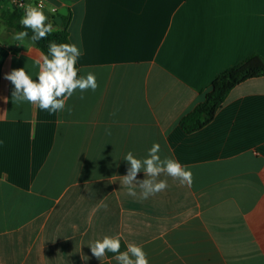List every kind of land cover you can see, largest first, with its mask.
Masks as SVG:
<instances>
[{"label": "crops", "instance_id": "obj_1", "mask_svg": "<svg viewBox=\"0 0 264 264\" xmlns=\"http://www.w3.org/2000/svg\"><path fill=\"white\" fill-rule=\"evenodd\" d=\"M45 3L71 14L80 76L99 86L56 113L14 103L5 75L26 68L37 80L43 52L0 36V264H117L88 246L105 235L120 251L142 246L149 264H264V76L235 86L201 130L180 126L220 73L264 59V0ZM153 143L193 183L162 174L168 188L141 200L121 183L123 158H146Z\"/></svg>", "mask_w": 264, "mask_h": 264}, {"label": "clouds", "instance_id": "obj_2", "mask_svg": "<svg viewBox=\"0 0 264 264\" xmlns=\"http://www.w3.org/2000/svg\"><path fill=\"white\" fill-rule=\"evenodd\" d=\"M22 6L25 8V14L19 23L24 28L31 29L32 35L29 37L27 31H19L14 34L13 39L23 41L29 38L34 43L46 39L54 29L53 23L48 22V16L42 10L43 5ZM80 55V49L75 44L49 42L48 54L42 53L35 61L38 66L37 80L29 75L26 68L13 69L5 75L4 78L14 85L13 102L26 101L42 110L56 113L65 110L66 101L76 90H80L81 93L89 89L95 91L99 85L94 73L88 72L86 76L78 75L79 69L76 63ZM5 103H7V98H5ZM159 152L160 145L153 143L146 158L138 159L131 151L125 155L123 159L130 167L127 169V174L121 177V183L126 187L127 195L137 197L136 188L139 187L141 190L139 198L143 200L166 190L169 185L167 180L159 179L162 174L178 180L182 185L191 187L192 172L174 159H161ZM141 171L146 177L142 181L137 180V174ZM88 246L92 255L100 260L106 252H112L118 254L115 256L117 264H149L147 253L142 246L128 243L127 250L120 251L121 238L119 236L105 235L102 239L89 243Z\"/></svg>", "mask_w": 264, "mask_h": 264}, {"label": "trees", "instance_id": "obj_3", "mask_svg": "<svg viewBox=\"0 0 264 264\" xmlns=\"http://www.w3.org/2000/svg\"><path fill=\"white\" fill-rule=\"evenodd\" d=\"M0 2H9V0H0ZM1 8V7H0ZM25 9H19L12 4L5 7L0 14V22L3 23L7 30L13 35L19 31H27L31 37V29L24 28L20 23V19L24 16ZM58 14V13H57ZM55 16L50 15L51 23L56 25ZM71 19V14L63 17L61 31H53L46 39H41L35 44L43 54H48V43L54 41L56 43H70L68 32V23ZM2 41V40H1ZM3 42L10 47L8 39H3ZM76 67L79 69L77 63ZM80 76V72L78 73ZM264 76V59L258 55H252L234 67H231L220 73L212 82L210 90L206 93L203 102L195 107V109L185 116L180 126L187 133H193L201 130L209 125L215 118L217 111L221 108L229 92L238 84L249 79H254Z\"/></svg>", "mask_w": 264, "mask_h": 264}, {"label": "built area", "instance_id": "obj_4", "mask_svg": "<svg viewBox=\"0 0 264 264\" xmlns=\"http://www.w3.org/2000/svg\"><path fill=\"white\" fill-rule=\"evenodd\" d=\"M10 4H12L13 6L19 8V9H25L22 5H25L24 4V1L23 0H9ZM42 4L43 5V11H47L50 15H57V9L55 7H52L51 9H47V6H46V3H45V0H39L35 6H38ZM53 9H55V11H53Z\"/></svg>", "mask_w": 264, "mask_h": 264}, {"label": "water", "instance_id": "obj_5", "mask_svg": "<svg viewBox=\"0 0 264 264\" xmlns=\"http://www.w3.org/2000/svg\"><path fill=\"white\" fill-rule=\"evenodd\" d=\"M68 15V10L67 8H62L61 10L58 11V15L55 16L54 21L57 24H61L63 21V17Z\"/></svg>", "mask_w": 264, "mask_h": 264}, {"label": "rangeland", "instance_id": "obj_6", "mask_svg": "<svg viewBox=\"0 0 264 264\" xmlns=\"http://www.w3.org/2000/svg\"><path fill=\"white\" fill-rule=\"evenodd\" d=\"M5 7L1 8L0 9V14L2 12V10L4 9ZM1 24V23H0ZM4 26V25H3ZM0 36L3 37V38H6L7 37V34H6V27L4 26L3 30L0 32Z\"/></svg>", "mask_w": 264, "mask_h": 264}]
</instances>
